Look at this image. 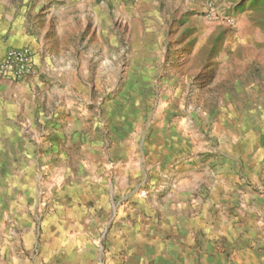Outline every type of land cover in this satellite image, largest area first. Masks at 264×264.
Here are the masks:
<instances>
[{
	"label": "rangeland",
	"instance_id": "374dc122",
	"mask_svg": "<svg viewBox=\"0 0 264 264\" xmlns=\"http://www.w3.org/2000/svg\"><path fill=\"white\" fill-rule=\"evenodd\" d=\"M215 1L118 3L0 131V264H264V0Z\"/></svg>",
	"mask_w": 264,
	"mask_h": 264
},
{
	"label": "crops",
	"instance_id": "0c3cea01",
	"mask_svg": "<svg viewBox=\"0 0 264 264\" xmlns=\"http://www.w3.org/2000/svg\"><path fill=\"white\" fill-rule=\"evenodd\" d=\"M126 2L0 0V58L10 49L27 47L36 72L21 81H0V131H31L34 117L42 119L43 105L54 96L43 92V83H49L46 76L55 80L67 76L71 67H76L72 53L77 57L83 53L78 46L82 35L84 45L90 46L102 19L114 12L115 5ZM65 78L59 82L67 84ZM254 239L261 240L264 247V237Z\"/></svg>",
	"mask_w": 264,
	"mask_h": 264
},
{
	"label": "built area",
	"instance_id": "2783aa9c",
	"mask_svg": "<svg viewBox=\"0 0 264 264\" xmlns=\"http://www.w3.org/2000/svg\"><path fill=\"white\" fill-rule=\"evenodd\" d=\"M84 1V0H79ZM204 11L206 17L218 20L220 19L216 9L215 0H204ZM227 26L233 28L235 23L230 18H223ZM33 60L32 52L29 48H17L10 49L4 53L0 58V81L1 80H12V81H21L33 72Z\"/></svg>",
	"mask_w": 264,
	"mask_h": 264
}]
</instances>
